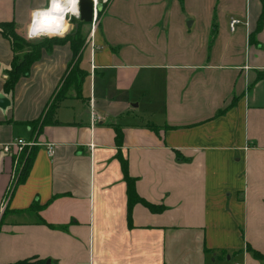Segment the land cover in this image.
I'll return each instance as SVG.
<instances>
[{
	"label": "crops",
	"instance_id": "obj_1",
	"mask_svg": "<svg viewBox=\"0 0 264 264\" xmlns=\"http://www.w3.org/2000/svg\"><path fill=\"white\" fill-rule=\"evenodd\" d=\"M43 5L0 0V22L27 38L29 12ZM102 9L83 26L80 88L39 133L30 121L60 87L71 45L44 49L8 95L14 53L0 34L9 100L0 108V264H224L228 249L235 264H264L249 251L264 253L262 0H109ZM15 138L39 144L9 192L18 158L3 146ZM121 158L138 196L160 211L136 202L129 215ZM236 221L242 245L229 241Z\"/></svg>",
	"mask_w": 264,
	"mask_h": 264
},
{
	"label": "trees",
	"instance_id": "obj_2",
	"mask_svg": "<svg viewBox=\"0 0 264 264\" xmlns=\"http://www.w3.org/2000/svg\"><path fill=\"white\" fill-rule=\"evenodd\" d=\"M106 0L105 2H108ZM105 2H100L103 6H105ZM264 5V0H262ZM102 6V8H103ZM103 10V9H102ZM101 10V11H102ZM98 12V14L101 13ZM264 15V11H263ZM262 15V17H263ZM73 21L75 27L72 30H68L67 33L63 37H44L43 41L36 42L29 44L25 41V38L18 34L16 31V24L11 22H0V34H2L8 41H10V45L13 50V58L10 63L9 68L7 69V77L4 79L3 90L6 94L12 95L15 85L18 80L23 77L27 76L30 72V68L32 64L40 59L42 52L44 49H48L55 44H65L67 42L70 43L74 59L70 62L68 67L67 73L64 75L62 83L56 93L52 96L50 102L48 103L47 109L42 113V115L30 121L32 128L36 132H41L46 124L56 123L57 119L55 118V113L57 108L60 106L62 101L67 97L68 91L72 87L80 88V80L78 78L79 75H84V73L80 70L78 62L80 58V52L85 45L87 33L83 31V26L86 24L84 21L80 20L79 17L71 18L70 21ZM27 45V46H26ZM263 76L261 73L258 77ZM116 132V142L120 143L122 141L123 133L118 126H115ZM35 148H31L29 150H25V154H21V161L17 165L15 170V176L11 183L10 190H14L16 186L23 183L29 173L31 163L33 161L35 155ZM122 159V168L125 173V179L128 184V204H129V215H131L132 206L136 202H143L146 206H148L151 210H158L162 209L160 206L153 205L143 199H141L138 194L136 193L134 187V179H132L128 174L127 169V161L124 158ZM157 207V208H156ZM159 207V208H158ZM4 214V213H3ZM2 214V216H3ZM2 216H0V226L2 222ZM250 252L254 255L255 258L264 261V253L256 250V249H249ZM3 264H34L29 259H23L12 263H3Z\"/></svg>",
	"mask_w": 264,
	"mask_h": 264
},
{
	"label": "clouds",
	"instance_id": "obj_3",
	"mask_svg": "<svg viewBox=\"0 0 264 264\" xmlns=\"http://www.w3.org/2000/svg\"><path fill=\"white\" fill-rule=\"evenodd\" d=\"M78 4L79 0H46V5L31 9L26 37H63L71 27L70 19L80 14Z\"/></svg>",
	"mask_w": 264,
	"mask_h": 264
},
{
	"label": "built area",
	"instance_id": "obj_4",
	"mask_svg": "<svg viewBox=\"0 0 264 264\" xmlns=\"http://www.w3.org/2000/svg\"><path fill=\"white\" fill-rule=\"evenodd\" d=\"M99 3L98 0H94V13H93V21L92 24L95 26V23L97 21L98 17V11L96 9V5ZM240 20L237 18H232L230 21V28L233 30L238 24ZM100 115H98L97 112H95V109L92 107V121L96 122L100 120ZM39 143L36 142L35 140H25L23 138H15L9 143H6L3 146V150L6 153H20L21 151H24L26 148H32L36 147ZM47 151L50 156H53L55 153L56 145L55 143H47Z\"/></svg>",
	"mask_w": 264,
	"mask_h": 264
},
{
	"label": "rangeland",
	"instance_id": "obj_5",
	"mask_svg": "<svg viewBox=\"0 0 264 264\" xmlns=\"http://www.w3.org/2000/svg\"><path fill=\"white\" fill-rule=\"evenodd\" d=\"M99 1V0H98ZM103 0H100V2H102ZM72 18H77V17H72ZM69 23L71 24V27L69 30H72L75 25L73 23V21H69ZM44 40V37H41V38H38V39H32V40H29L28 38H25V41L29 44H32V43H36V42H40V41H43ZM27 46V45H26ZM25 150H29V148H26ZM25 150L24 151H21L20 153L17 154V165L20 163L21 161V154L24 153L25 154ZM236 217V216H235ZM236 225L237 227L235 226L234 227V230L235 231H230V232H233V233H230V239L229 241H233L239 245H242L244 242H243V231H242V227L240 226V221L237 223L236 221ZM226 238L227 236H224V242H226ZM263 246V245H262ZM263 251V250H261ZM226 252V250L224 251V253ZM228 253L224 254V256H222V260H224V264H235L236 262L239 263L241 259H238V256L236 257L235 255L232 254V252H234V250L232 251V249H228L227 251ZM254 257V256H253ZM237 260V261H236ZM263 263V262H262ZM241 264V263H240ZM243 264V263H242Z\"/></svg>",
	"mask_w": 264,
	"mask_h": 264
},
{
	"label": "water",
	"instance_id": "obj_6",
	"mask_svg": "<svg viewBox=\"0 0 264 264\" xmlns=\"http://www.w3.org/2000/svg\"><path fill=\"white\" fill-rule=\"evenodd\" d=\"M80 14L79 19L84 21L85 23H92L93 21V13H94V0H79L78 4ZM97 11L102 10V4L98 3L96 5ZM9 105V100L3 96L0 95V108L5 109Z\"/></svg>",
	"mask_w": 264,
	"mask_h": 264
}]
</instances>
